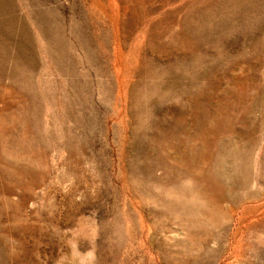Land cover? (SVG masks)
<instances>
[{
  "label": "rangeland",
  "instance_id": "rangeland-1",
  "mask_svg": "<svg viewBox=\"0 0 264 264\" xmlns=\"http://www.w3.org/2000/svg\"><path fill=\"white\" fill-rule=\"evenodd\" d=\"M0 264H264V0H0Z\"/></svg>",
  "mask_w": 264,
  "mask_h": 264
}]
</instances>
